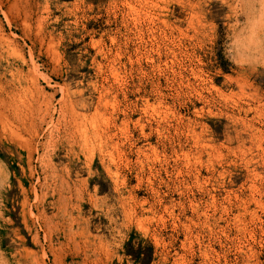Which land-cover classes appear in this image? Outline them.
Returning <instances> with one entry per match:
<instances>
[{
    "label": "rangeland",
    "instance_id": "obj_1",
    "mask_svg": "<svg viewBox=\"0 0 264 264\" xmlns=\"http://www.w3.org/2000/svg\"><path fill=\"white\" fill-rule=\"evenodd\" d=\"M0 97V264H264V0H0Z\"/></svg>",
    "mask_w": 264,
    "mask_h": 264
},
{
    "label": "bare ground",
    "instance_id": "obj_2",
    "mask_svg": "<svg viewBox=\"0 0 264 264\" xmlns=\"http://www.w3.org/2000/svg\"><path fill=\"white\" fill-rule=\"evenodd\" d=\"M4 107H6L5 106V100H2L1 99V97H0V120L2 121V118L4 117V118H6L5 116H4V111H3V109H5ZM3 123V122H2ZM1 123V124H2ZM3 128V127H2ZM81 129V128H80ZM76 130V129H75ZM7 133V132H6ZM80 133V132H79ZM83 133V132H82ZM81 137V136H80ZM86 144V143H85ZM89 144V143H88ZM87 144V145H88ZM85 146V145H84ZM87 148V147H86ZM88 150V149H87ZM92 153V152H91ZM90 156V155H89ZM116 165V164H115ZM58 206V205H57ZM61 209V208H60ZM57 210H59V209H57ZM56 210V211H57Z\"/></svg>",
    "mask_w": 264,
    "mask_h": 264
},
{
    "label": "trees",
    "instance_id": "obj_3",
    "mask_svg": "<svg viewBox=\"0 0 264 264\" xmlns=\"http://www.w3.org/2000/svg\"><path fill=\"white\" fill-rule=\"evenodd\" d=\"M220 62H221V64H222V68H224L223 70H224L225 72H228V70H227L226 67H225V63H223L222 58H220ZM145 264H149V263L147 262V263H145Z\"/></svg>",
    "mask_w": 264,
    "mask_h": 264
}]
</instances>
